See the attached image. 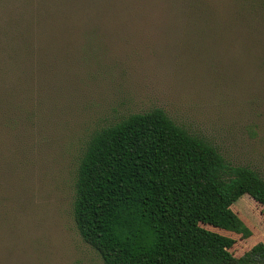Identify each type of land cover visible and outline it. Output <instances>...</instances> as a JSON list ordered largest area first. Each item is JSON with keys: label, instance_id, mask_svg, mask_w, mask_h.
Returning a JSON list of instances; mask_svg holds the SVG:
<instances>
[{"label": "rangeland", "instance_id": "1", "mask_svg": "<svg viewBox=\"0 0 264 264\" xmlns=\"http://www.w3.org/2000/svg\"><path fill=\"white\" fill-rule=\"evenodd\" d=\"M114 1L130 13L102 9L93 26L47 32L23 27L48 0H0V53L8 45L23 56L18 43L30 34L34 47H54L57 67L42 76L54 91L48 107L35 109L31 96L17 124L0 127V264H103L73 220L76 168L94 132L131 114L160 109L264 179V0L260 21L241 0H197L206 22L195 21L201 7L186 15L185 0L181 10L171 0ZM230 208L249 237L202 227L232 239L239 258L264 245V206L244 195Z\"/></svg>", "mask_w": 264, "mask_h": 264}, {"label": "trees", "instance_id": "2", "mask_svg": "<svg viewBox=\"0 0 264 264\" xmlns=\"http://www.w3.org/2000/svg\"><path fill=\"white\" fill-rule=\"evenodd\" d=\"M48 1L24 21L23 29L65 32L66 22L93 26L103 19L102 9L111 17L130 13L114 0ZM185 1L186 15L201 7L197 0ZM169 2L181 8V0ZM261 2L241 0L253 21L261 19ZM195 14L200 18L195 21L206 22L202 7ZM28 36L18 43L23 56L8 45L0 53V113L8 118L7 124L0 122L2 128L17 124L31 96L38 110L48 107L54 96L42 77L57 71L51 59L54 47L48 42L34 47L36 38ZM244 195L264 206V179L256 171L231 165L206 140L154 109L131 114L90 136L76 168L73 220L103 264H264L263 244L234 258L229 252L232 239L202 227L249 237L230 208Z\"/></svg>", "mask_w": 264, "mask_h": 264}]
</instances>
